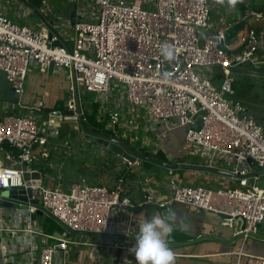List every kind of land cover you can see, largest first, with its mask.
I'll return each instance as SVG.
<instances>
[{
    "label": "built area",
    "instance_id": "1",
    "mask_svg": "<svg viewBox=\"0 0 264 264\" xmlns=\"http://www.w3.org/2000/svg\"><path fill=\"white\" fill-rule=\"evenodd\" d=\"M92 3L94 17L73 25L71 46L65 41L55 45L62 36H50L43 23L41 29L20 25L0 8V73L13 92L19 97L23 94L33 63L43 70L52 63L68 70L76 85L88 93L104 95L113 83L120 84L128 103L144 108L155 123L176 119L185 128L186 142L208 151L211 164L219 155L235 159L236 183L218 189L185 186L168 169L166 197L144 177L138 202L123 194L122 179L112 188L83 182L49 186L51 177L37 169L34 155L49 158L47 146L59 136L61 124L57 120L62 115L52 111L45 121L38 116H0V264H66L64 254L72 247L132 249L103 242L104 237L117 233L115 209H131L129 219L134 220L137 207L167 210L176 204L224 215L226 225L242 241L235 264H264V257L246 256L243 251L264 223V187L249 179L251 171L264 169V126L239 101L228 98L234 93L231 77L235 69L264 67L261 33L255 27L244 28L228 41L235 23H228L225 13L219 26L212 29L210 13L212 3L219 4L216 0ZM246 18L260 22L264 13L249 7ZM165 42L175 49L172 61L161 55L160 46ZM215 69L220 73L219 84L213 81ZM44 106L40 101L37 110ZM67 108L72 113L68 118L79 121L74 97ZM108 122L112 137L124 142L138 140L131 132L134 121L122 124L119 111L111 112ZM146 144L141 142L143 148ZM123 163L133 170H140L143 164L138 158L133 162L123 158ZM35 172L39 178L34 177ZM5 189L15 190L17 197L25 200L6 198ZM6 199L16 206L1 205ZM38 211L46 216L43 225L33 218ZM49 219L59 229L47 232ZM118 234L124 238L131 235L128 231ZM93 236L100 243L90 241Z\"/></svg>",
    "mask_w": 264,
    "mask_h": 264
},
{
    "label": "crops",
    "instance_id": "2",
    "mask_svg": "<svg viewBox=\"0 0 264 264\" xmlns=\"http://www.w3.org/2000/svg\"><path fill=\"white\" fill-rule=\"evenodd\" d=\"M18 1L23 3L21 0ZM64 2L66 6H63L62 1L60 8L57 9L56 7L55 11H53L50 7H47L46 0H43L42 6L38 9L40 12L41 9H44L42 11L45 13V16H43L47 21L54 20L55 27L63 25L62 28L57 30L62 36L61 38L69 45H72L74 37L73 25L70 18L72 10L75 7V20L79 22V20H92L95 9L92 0H64ZM23 4L24 6L27 5L25 3ZM239 4L240 3L237 4V7L240 6ZM243 4H245L243 5L245 9L242 10L240 6L238 7V11L232 10L230 17L226 16V19L229 20H227V22L237 23L243 21L245 22V29L255 27L261 33V44L262 50L264 51V27L261 25L263 21L259 23L253 21L248 25L247 22L249 18H243H245V13L249 9V5L246 3ZM0 8L7 13L13 21H25V25L36 29L44 27L39 19L35 23H29L32 13L23 20L21 14H18L17 11L11 9L9 5L4 4L1 0ZM43 12L41 13L43 14ZM13 14L15 16H13ZM221 21H223V17L221 16L217 18V20L212 18V29L214 30L218 27ZM52 70L53 71H50L49 68L43 70L35 63L31 64L24 85V92L17 100L18 102L14 103L6 102L8 99V91L11 87L5 76L0 73V94L3 93L6 97L4 101L0 98V116H3L2 114L29 117L38 116L42 121H45L49 113L57 111V113L59 112L60 115H62L57 120L59 124H63L67 121H74L68 118L69 116L66 117L64 113L65 111L69 112L66 102L74 97L76 83L68 70ZM213 81H215V83L221 82L219 70L215 71ZM83 92L85 91L83 90ZM94 94L96 98L95 102L99 103V101L102 100L101 103L103 104L100 106L99 110L98 118L100 121L108 122L110 113L119 111L122 115V124L128 126V121L133 120V128H136L137 131L143 130L148 134V138L144 140L147 142L145 149L147 148V150L151 151L154 155H160L159 157H152L176 165L188 166L187 169H172L171 176L181 185L191 186V184L194 183V186L202 185L209 189H218L229 188L236 183V176L233 171H235L238 162L235 159L225 155H219L211 164L208 151L196 148L186 142L185 128L178 125L176 119L167 123H155L144 108L132 107L128 103L125 89L122 85L113 83L109 92L104 95ZM40 101H42L45 106L39 111L37 110V106ZM65 105L66 107H64ZM88 106H90V104H87L86 109ZM84 110L82 111L83 113ZM89 138V142L95 143V141H97L94 137ZM126 143L129 144V142ZM155 165L156 164H153L151 167H147L142 164L141 170L130 169V171H125L124 168V174L119 179L123 180V194L134 202L140 201L144 188L143 178L149 177L153 187L160 192L163 198L166 197L167 193L165 191L168 185L167 178L169 170L158 165L156 169L154 168ZM240 166L243 169H248L246 164H240ZM207 168H214L227 172V174L207 170ZM258 170L260 169H255L253 172L251 171V174ZM249 179L251 183L264 187V174L249 177ZM171 209L176 212L178 219L185 221L188 225L187 228L177 227L171 237L170 247L174 252L175 264L236 263L238 258L236 253L241 249L242 241L240 238L233 235V230L226 225L222 216L213 212H204L193 207L179 204L174 205ZM130 210L131 209L123 206H119L115 209L114 231L117 233L104 237V244L107 243L109 245L117 242L130 248L134 247L139 222L150 218L156 212L166 211L157 206H149L144 210L134 211V220H130ZM51 226L59 229L53 221ZM125 231L131 234L127 238H124L122 234H118V232ZM89 240L100 243L96 236L91 237ZM243 251L246 256L254 255L264 257V223L259 227L257 234L247 240L243 247ZM64 255L67 258L66 264H125L126 260V264H137L135 255L130 249L119 250L102 246H83L72 247ZM59 257L61 258L62 256Z\"/></svg>",
    "mask_w": 264,
    "mask_h": 264
},
{
    "label": "rangeland",
    "instance_id": "3",
    "mask_svg": "<svg viewBox=\"0 0 264 264\" xmlns=\"http://www.w3.org/2000/svg\"><path fill=\"white\" fill-rule=\"evenodd\" d=\"M1 1L9 5L11 9L17 11L18 14H21L23 20L32 13L31 20L29 21L30 24L38 21V15L27 5L24 6V4L20 3L18 0ZM62 1L63 6H66L64 0H46L47 7L55 11L56 7L57 9L60 8ZM242 3L248 4L249 7L254 10L264 7V0H243ZM238 7L236 5L235 9H231L226 4H218V6H216L215 3H212L210 17L211 19L217 20L222 13L230 17L232 10L238 11ZM42 10L44 9H41V12H43ZM21 15L20 17L22 18ZM43 15L45 16L44 12ZM13 16L15 15L13 14ZM253 21H255L253 18H249L247 22L248 25ZM14 22L25 25V21L23 22L22 20H14ZM261 25L264 27V20ZM231 79L234 93L228 97L229 100L232 102L239 101L246 108L250 116H253L260 124L264 125V67L260 68L259 71H252L246 68L233 71ZM216 84H219V82H216ZM78 88L81 106L84 110L87 104L95 102V94L83 92L81 86ZM0 98L3 101L6 100L3 93L0 94ZM101 102L102 100L99 101L100 106L103 105ZM64 107H66V105ZM2 115L6 116L7 114ZM64 123L68 125L67 128L69 130H74L76 132L74 139L60 142H57L58 139L52 140L47 146V151L49 153V158L47 160L42 159L40 155H34L37 169L46 172L51 177V179H48L49 186L57 185L59 182L66 184L83 182L110 188L119 185L120 182L118 180L123 176L124 168L125 171H130L123 163L121 156L109 151L103 145L98 144L97 141H95V143L89 142V137L91 136L82 131L79 121L74 120ZM131 132L138 138V140L134 141L128 139L131 147L133 149H145V147H141V142L148 138V134L143 130L137 131L136 128H133ZM147 167H151V165H147ZM154 168L157 169L158 166L155 165ZM193 184H191V186H194ZM51 223L52 221L49 219L45 227L47 232L57 229L51 226Z\"/></svg>",
    "mask_w": 264,
    "mask_h": 264
},
{
    "label": "clouds",
    "instance_id": "4",
    "mask_svg": "<svg viewBox=\"0 0 264 264\" xmlns=\"http://www.w3.org/2000/svg\"><path fill=\"white\" fill-rule=\"evenodd\" d=\"M216 2L235 9L236 5L243 0H216ZM160 52L167 61L175 59L174 47L166 42L161 44ZM177 227L187 228L188 225L185 221L178 219L176 212L172 209L156 212L150 218L140 221L135 245L130 249L135 255L137 264H175L170 243ZM126 262L127 260L125 264Z\"/></svg>",
    "mask_w": 264,
    "mask_h": 264
},
{
    "label": "water",
    "instance_id": "5",
    "mask_svg": "<svg viewBox=\"0 0 264 264\" xmlns=\"http://www.w3.org/2000/svg\"><path fill=\"white\" fill-rule=\"evenodd\" d=\"M24 3H26L28 5L29 8H31L39 17L41 23H43L44 25H46V27L49 28L50 30V36H52L53 34H60L59 31L57 29H60L63 27V25H59L57 28L54 27V20L51 21H47L46 18L43 16V14L39 11V9L35 8L32 4H30L29 2H27L26 0H22ZM75 13H76V9L74 7V9L72 10L71 14H70V18L72 21V25H74L75 23H77V20H75ZM61 41H64L61 37H60V41L56 42L55 45H58ZM71 46V45H70ZM52 69H58L53 63L50 64L49 66V70L53 71ZM74 98H75V103L77 106V114H78V119H79V123L82 126V129L84 131V133H86L87 135L94 137L97 139V142L101 145H103L104 147H106L109 151L113 152L114 154L121 156L122 158L128 159L130 161H135L137 158L141 159L142 161H148L151 162L153 164H156L158 166L164 167L166 169H187L188 166L186 165H176L174 163H170V162H165V161H161L157 158H154L152 156L146 155L144 153L135 151L134 149H132L126 142L117 139L115 137L100 133L98 129L90 126V125H85L84 123V117H83V113H82V108H81V102H80V96H79V90H78V86H75V94H74ZM8 99L12 100V101H17L19 99V96L16 95L13 92V89L10 88L8 91ZM66 104H68V101L66 102ZM57 115H60V113L58 112ZM207 170H211L214 172H218V173H224L227 174V172L224 171H220L214 168H210ZM264 174V169L255 171L253 174L250 175V177L253 176H257V175H261ZM39 172H35L34 173V177L39 178ZM46 184V182L44 183ZM72 183H69L68 186H71ZM3 195L6 198L9 199H23L25 200V197H17L16 195V191L15 190H7L5 189L3 191ZM35 204H38V201L34 202ZM1 205L3 206H16V204H14L13 202L9 201V200H5L1 203ZM149 206H144V207H137L135 209V211H141L144 210L146 208H148ZM224 215H222L223 217ZM34 219L38 220L41 222V224L43 225L46 221V216L43 215L41 213V211H38L36 215L33 216Z\"/></svg>",
    "mask_w": 264,
    "mask_h": 264
},
{
    "label": "trees",
    "instance_id": "6",
    "mask_svg": "<svg viewBox=\"0 0 264 264\" xmlns=\"http://www.w3.org/2000/svg\"><path fill=\"white\" fill-rule=\"evenodd\" d=\"M31 3L35 6V8H40L42 6L43 0H33L31 1ZM241 6V9L244 10V6L245 4L240 3L239 4ZM257 11H261L264 13V7H260V8H256ZM245 28V22H237L233 25V27L230 30V35L228 36V41L230 39H232L234 36H236L238 34V32H240L241 30H243ZM242 68H246L252 71H259V68L250 66V65H244L238 69H235L234 71H238ZM262 70V69H261ZM99 110H100V104L98 102L92 103L90 104V106L87 107L86 110H84L83 113V117H84V123L85 125H90L96 129L99 130L100 133L106 134L111 136L112 135V130L108 128L107 126V121H100L99 120ZM65 116L66 117H70L72 114L70 112L65 111ZM67 124L63 123L61 124L60 128H59V136H58V140L57 142L60 141H68L70 139H74L76 132L74 130H69L67 128ZM140 150L142 153L149 155V156H154V157H159L157 155H154L151 151H148L147 148L146 149H138ZM144 163V165H153L152 163L148 162V161H142ZM68 184L65 183V186H67Z\"/></svg>",
    "mask_w": 264,
    "mask_h": 264
}]
</instances>
